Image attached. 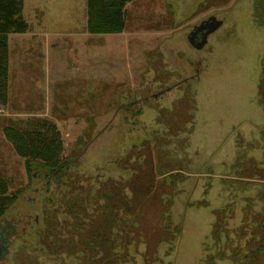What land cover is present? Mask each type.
<instances>
[{
  "label": "rangeland",
  "instance_id": "rangeland-1",
  "mask_svg": "<svg viewBox=\"0 0 264 264\" xmlns=\"http://www.w3.org/2000/svg\"><path fill=\"white\" fill-rule=\"evenodd\" d=\"M60 1L23 0L28 30L9 37L0 179L15 200L0 264H87L78 225L116 240L90 261L264 264V0H134L115 37L51 29ZM212 16L222 26L193 49L188 33ZM74 34L85 53L66 47ZM9 118L57 127L62 174L27 170Z\"/></svg>",
  "mask_w": 264,
  "mask_h": 264
},
{
  "label": "trees",
  "instance_id": "trees-1",
  "mask_svg": "<svg viewBox=\"0 0 264 264\" xmlns=\"http://www.w3.org/2000/svg\"><path fill=\"white\" fill-rule=\"evenodd\" d=\"M132 1L134 0H86L87 32L93 36L122 34L126 24L125 7ZM22 10L23 0H0V106H5L8 101V36L24 34L28 30ZM10 121L9 119L8 125H3L2 132L12 145L14 152L25 160L27 170L31 171L35 164L44 167V171L47 170L53 178L62 174L64 162L61 152L63 148L57 127L47 122L48 120L41 119H33L25 126L20 125L21 122L19 124ZM5 181L0 179V219L3 217L7 203L12 205L15 200V195H8V186ZM77 223L81 224V221ZM77 227L82 228L78 233L80 242L90 252L87 264H118L119 260L122 264L126 263L128 258L126 255L122 256L123 253L119 260L114 256H109L108 253H101L102 257L99 260L91 259L90 261V254L94 255L100 248L113 247L116 240L112 238L110 240L108 234L106 237L104 233H100L101 229L96 232L93 226H90V229H83L80 225ZM120 227L119 239L122 242V248H127L131 242V238L127 236V229L131 227V224L120 220Z\"/></svg>",
  "mask_w": 264,
  "mask_h": 264
},
{
  "label": "crops",
  "instance_id": "crops-1",
  "mask_svg": "<svg viewBox=\"0 0 264 264\" xmlns=\"http://www.w3.org/2000/svg\"><path fill=\"white\" fill-rule=\"evenodd\" d=\"M66 1L68 3H65L66 5H64L62 0H61L60 3H58L60 5H58L54 9V10H56V14L55 15H51V17H49L48 20L44 19V23H46V22L51 23V27H52L51 29H58V28H63V29H82V30L85 29V31L87 32V30H86V22H87L86 0H66ZM49 33L52 35L53 32L51 31V32H48L46 34L44 33L43 35L40 36L41 38L39 39L42 42V44L45 45V51L46 52L47 51L48 52H50V51L53 52V49L59 50L58 49L59 47H56L57 44H53V45L50 44V41L51 42L55 41L54 39L56 37L55 38L47 37L46 42H45V39H42V36L43 37L44 36H49ZM54 34H56V33H54ZM19 35L21 36V34H18L17 36H19ZM87 35H90V34L87 32ZM10 36L11 35L8 36V49H9V37ZM115 36H119V35H108V37H115ZM83 37L74 34V37L68 39V43H67L66 47L68 48V46H69L68 44L69 43L72 45V47L74 46L73 48L68 49L69 51L72 52L73 55L75 54L76 50L80 54L85 53V50H86L85 44H88L87 42L89 41V38L88 37L83 38ZM19 41L21 43V40H19ZM21 46L23 47V43H21ZM65 56H66V54H64V58L66 59L67 57H65ZM59 58H61L60 52L56 55L57 66H58ZM57 66L54 64L55 68H58ZM79 67H80L79 71L81 69H83L82 72H84L85 64L84 65L82 64ZM76 71H78V70H76ZM56 72H59V71L57 70ZM56 72H54V73L56 74ZM83 75H84V73H83ZM56 77H58V76H54L53 78H56ZM56 82L57 81H55L54 84H56ZM1 107H4V106H1ZM1 110H4V109L1 108ZM19 115H21V114H17V113H13L12 114V116H19ZM4 116H8V115L5 114Z\"/></svg>",
  "mask_w": 264,
  "mask_h": 264
},
{
  "label": "water",
  "instance_id": "water-1",
  "mask_svg": "<svg viewBox=\"0 0 264 264\" xmlns=\"http://www.w3.org/2000/svg\"><path fill=\"white\" fill-rule=\"evenodd\" d=\"M222 22L215 17H209L207 20L202 21L198 26L187 35V42L195 50H202L207 44L208 37L216 32L221 26ZM0 238H3L0 243V259L5 255L8 243L5 240V231L0 229Z\"/></svg>",
  "mask_w": 264,
  "mask_h": 264
},
{
  "label": "flooded vegetation",
  "instance_id": "flooded-vegetation-1",
  "mask_svg": "<svg viewBox=\"0 0 264 264\" xmlns=\"http://www.w3.org/2000/svg\"><path fill=\"white\" fill-rule=\"evenodd\" d=\"M193 29H194V27L191 29V31H192ZM191 31H190V32H191ZM190 32H189V33H190ZM189 33H188V34H189ZM260 85H262V86L264 87V72L261 73V81H260ZM262 98H263V97H262ZM262 112H263V114H264V108H263V111H262ZM2 240H3V238H0V243H2ZM0 248H1V247H0Z\"/></svg>",
  "mask_w": 264,
  "mask_h": 264
}]
</instances>
